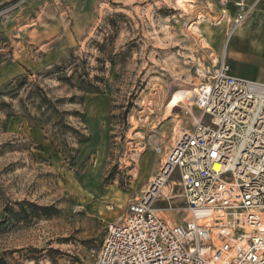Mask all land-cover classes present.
<instances>
[{
    "label": "rangeland",
    "instance_id": "obj_1",
    "mask_svg": "<svg viewBox=\"0 0 264 264\" xmlns=\"http://www.w3.org/2000/svg\"><path fill=\"white\" fill-rule=\"evenodd\" d=\"M223 16L219 0H27L0 20V88L27 80L0 94V218L15 214L0 223V264H94L155 148L189 126L167 104L193 87L195 53L220 51Z\"/></svg>",
    "mask_w": 264,
    "mask_h": 264
},
{
    "label": "built area",
    "instance_id": "obj_2",
    "mask_svg": "<svg viewBox=\"0 0 264 264\" xmlns=\"http://www.w3.org/2000/svg\"><path fill=\"white\" fill-rule=\"evenodd\" d=\"M26 1L0 0V20ZM234 6L222 51L195 53L189 126L155 148L158 166L106 224L94 264H264V81L232 72L227 44L252 9Z\"/></svg>",
    "mask_w": 264,
    "mask_h": 264
},
{
    "label": "crops",
    "instance_id": "obj_3",
    "mask_svg": "<svg viewBox=\"0 0 264 264\" xmlns=\"http://www.w3.org/2000/svg\"><path fill=\"white\" fill-rule=\"evenodd\" d=\"M236 1L228 0V3L221 7V11L225 10L221 20L227 18L225 31L231 18L236 14L237 9L234 6ZM245 1L246 5L252 9L246 20L235 29L230 37L226 48L227 59L233 74L264 81V77L260 79L262 75L264 76V0ZM220 43L221 41L218 40V51ZM222 47L223 44L220 51L215 50V53L219 54Z\"/></svg>",
    "mask_w": 264,
    "mask_h": 264
},
{
    "label": "trees",
    "instance_id": "obj_4",
    "mask_svg": "<svg viewBox=\"0 0 264 264\" xmlns=\"http://www.w3.org/2000/svg\"><path fill=\"white\" fill-rule=\"evenodd\" d=\"M13 82H14V87L12 88ZM25 84H27V80H26V78L24 76L14 78L13 80H11L8 83H6L5 85H3L2 88H0V94L7 93L8 91L9 92L14 91V90H16L17 87L24 86ZM85 89L81 88V90L87 91ZM27 93H28L27 96H35V97H37L39 103H41L42 105H44L48 109L54 110L56 112V109L51 104V100L46 96V94L36 84L31 83L30 84V88H29ZM7 115L9 116L10 114H7ZM70 129H72L73 131H76V130H74V128H70ZM85 139H81L79 141H83ZM23 204H21L20 206L22 207ZM29 205L35 210L36 213H41L43 215H47V214L51 213V208H49V207L37 206V205L32 204V203H29ZM7 209L8 210H5V212L7 214L4 213V214L1 215L0 223L3 222V220L10 219V217H13L15 215L14 214V210L12 208L8 207Z\"/></svg>",
    "mask_w": 264,
    "mask_h": 264
},
{
    "label": "bare ground",
    "instance_id": "obj_5",
    "mask_svg": "<svg viewBox=\"0 0 264 264\" xmlns=\"http://www.w3.org/2000/svg\"><path fill=\"white\" fill-rule=\"evenodd\" d=\"M193 87H194V85H193ZM192 88L191 89L190 88L189 89H182L180 92L172 95V97L169 99L168 104H167L168 109L170 110V108H174V107L180 106L186 112H190L191 111L190 110V100H189L188 95L192 92ZM180 131H181L180 129H177V130H175L174 134L176 135Z\"/></svg>",
    "mask_w": 264,
    "mask_h": 264
}]
</instances>
